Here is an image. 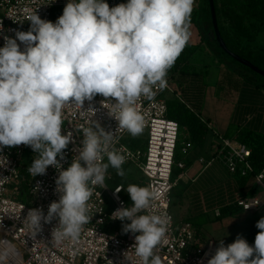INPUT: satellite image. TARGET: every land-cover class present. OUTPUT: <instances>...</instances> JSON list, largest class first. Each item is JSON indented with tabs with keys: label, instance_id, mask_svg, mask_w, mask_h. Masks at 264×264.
I'll return each instance as SVG.
<instances>
[{
	"label": "clouds",
	"instance_id": "1",
	"mask_svg": "<svg viewBox=\"0 0 264 264\" xmlns=\"http://www.w3.org/2000/svg\"><path fill=\"white\" fill-rule=\"evenodd\" d=\"M194 4L195 0H127L110 7L106 0H68L55 22L35 12L28 17V31L16 30L14 38L3 36L0 152L28 146L35 153L27 169L33 178L46 175L49 166L58 173L59 199L49 204L46 215L42 208L27 212L35 232L55 219L52 239L77 238L89 222L94 187L107 188L109 167L121 177L126 174L125 156L114 146V132L97 120L75 129L82 140L71 164L63 167L64 150L73 139L72 131L62 133L65 107L74 104L83 109L85 101L100 95L115 102L109 115L117 127L139 136L144 116L136 102L142 97L153 100L155 90L167 86L168 71L190 39ZM261 180L264 172L257 176ZM39 187L38 182L34 188L39 191ZM122 190L132 203L114 210L111 219L123 222L124 234L134 235L131 248L136 259L125 251L121 264H161L156 253L166 238L170 217L150 210L160 192L136 184L114 191ZM256 228L251 245L241 235L227 245L220 239L207 264H264V217Z\"/></svg>",
	"mask_w": 264,
	"mask_h": 264
},
{
	"label": "built area",
	"instance_id": "2",
	"mask_svg": "<svg viewBox=\"0 0 264 264\" xmlns=\"http://www.w3.org/2000/svg\"><path fill=\"white\" fill-rule=\"evenodd\" d=\"M67 2L68 0H0V24L3 26L0 47L4 45V35L14 38L16 30L28 31V17L35 12L42 19L55 22L58 18L57 9H63ZM106 2L110 7L123 3L122 0ZM166 79L167 86L162 90L157 88L153 100L142 97L136 102V108L144 116V128L148 132L144 148H133L125 142L129 133L119 129L117 121L109 115L113 111L114 101L104 100V97L97 95L93 101H85L83 109L74 104L67 105L63 111L62 133L72 131L73 139L64 150L65 158L61 163L66 169L77 155L82 133L75 129L79 125L89 126L93 120L99 121L106 131L114 132V146L125 156L123 166H137L142 172L143 184L155 187L160 192V199L153 202L150 210L170 217L166 238L158 246L156 253L161 258V264H207V260L214 255L210 250L211 245L203 240L192 221L177 220L171 211L172 194L177 183V178L173 177L174 167L186 168L183 156L188 153L191 142H184L179 147L180 125L168 117L166 102V94L174 92V88L172 81L168 77ZM218 142L223 149L229 148L226 164L232 173L247 176L253 172V164L249 159L251 148L245 145L235 146L220 133ZM178 149L182 158L176 160ZM27 153L31 154L32 159L35 157L32 149L24 145L5 147L0 152V264H121L125 251L136 259L134 249L131 248L134 235L124 234L123 222L111 219L114 210L131 205L124 198L123 190L119 193L114 191L121 184L112 190L106 183L107 188L94 187L88 202L90 219L83 225L77 238L66 237L59 242L52 239V229L58 224L55 219L43 224L41 232H35L26 219L27 212L31 208H42L46 215L49 204L59 199V194L55 191L58 173L54 167L49 166L46 175L32 177L28 187L29 198L25 199L21 193V185L25 179L21 166ZM262 172L264 168L254 174L253 180L264 190V180L257 181V176ZM38 182L40 187L36 191L34 187ZM237 203L244 210L257 211L264 206V197L239 195ZM250 205L254 206L249 207ZM107 208H111V211Z\"/></svg>",
	"mask_w": 264,
	"mask_h": 264
},
{
	"label": "crops",
	"instance_id": "3",
	"mask_svg": "<svg viewBox=\"0 0 264 264\" xmlns=\"http://www.w3.org/2000/svg\"><path fill=\"white\" fill-rule=\"evenodd\" d=\"M203 4L204 0H195L194 8ZM189 31L184 59L178 68L168 71L174 92L167 94L176 93L202 120L207 132L196 141L187 127L180 130V147L184 142H191V147L183 156L186 168L177 176L172 214L177 220H191L215 253L220 239L227 245L241 235L251 244L259 231L256 223L264 217V206L248 211L238 205L239 195L258 196L259 188L252 178L243 182L241 175L228 169L229 148L223 149L218 142L220 133L235 146L249 147L243 142L247 133L264 135V86L250 82L221 61L195 23H190Z\"/></svg>",
	"mask_w": 264,
	"mask_h": 264
},
{
	"label": "trees",
	"instance_id": "4",
	"mask_svg": "<svg viewBox=\"0 0 264 264\" xmlns=\"http://www.w3.org/2000/svg\"><path fill=\"white\" fill-rule=\"evenodd\" d=\"M252 3H254V1ZM215 5L217 9V14H218V1L217 0H215ZM57 10H58L57 13L59 17L60 15H62L63 9H57ZM260 11L261 10H259V8H257L256 6H252V8L249 10V12L252 14H258L260 13ZM218 22H219L220 30L222 32V36L224 40L226 41L227 45L229 46V48L233 50L234 52L240 54L241 56L249 59L250 61L255 63L257 66H259L260 68L264 69V65L262 66L255 58H253L251 55L247 53H244L241 50H238L231 44L229 37L224 30V27L221 25L219 21V17H218ZM190 23H195L198 26L202 36L206 37L207 42L210 46V49L228 67L239 72L243 77H245L250 82H253L258 86H264V76L256 73L251 68L236 61L234 58L227 55L220 48L216 40V37L214 35V27H213V21L211 17L209 0H204V4L200 6L199 9L194 8L191 14ZM183 53L184 52H182V54L176 60L173 67L178 68V65L184 59L182 58ZM173 67L170 70L174 71L175 69H173ZM183 68H181V71H185V70L187 71V68L185 69ZM166 99H167L166 102L168 106V117L179 123L180 130L182 127H187L196 141H198L199 137H202L205 135V133L207 132V127L204 125L202 120L187 106V104L180 97L176 95V93L174 95L169 96ZM147 138H148V132L145 128H143V131L139 136L133 137L129 133L125 139V142L133 148H144L147 143ZM243 142H245L252 150L251 156L249 159L252 162L253 168H254L253 172H251L247 176H241V181L246 182L247 180L251 178L253 179L254 174L260 172L264 168V135L247 133L244 137ZM179 147H180V144H179ZM179 159H180V150L178 149V152L176 154V160H179ZM32 160L33 159L31 157V154L29 153L25 154L24 159L22 161V166H21V173L25 177L21 185V193L23 197L27 200L29 198V191H28L29 181L32 178V176L28 173L27 169L28 167H30ZM182 172H183V169H180L177 166L174 167L173 177L177 178V176L180 175ZM141 185L144 186V184H141ZM124 198L127 200L129 204L132 203L127 193L124 194ZM226 209L227 208H225L223 212L226 211Z\"/></svg>",
	"mask_w": 264,
	"mask_h": 264
},
{
	"label": "rangeland",
	"instance_id": "5",
	"mask_svg": "<svg viewBox=\"0 0 264 264\" xmlns=\"http://www.w3.org/2000/svg\"><path fill=\"white\" fill-rule=\"evenodd\" d=\"M218 17L224 27L231 44L255 58L264 65V0H217ZM254 1V3H252ZM252 6L259 8L260 13L252 14ZM170 94V93H169ZM167 94V96H170ZM125 176L117 175L116 170L109 167L105 183L109 189L121 184L125 189L129 184L143 186L144 178L140 169L135 165L123 166ZM145 186V185H144ZM258 187V186H257ZM259 188V187H258ZM174 191V190H173ZM108 193V191H107ZM127 193L123 192V195ZM259 197H264V190L259 188ZM109 197V196H108ZM112 206V205H110ZM172 206V205H171ZM172 206V212H174ZM110 212L111 208H107ZM255 240V239H254ZM251 242V241H249ZM254 244V241L251 243ZM250 244V245H251ZM226 245V244H225Z\"/></svg>",
	"mask_w": 264,
	"mask_h": 264
},
{
	"label": "water",
	"instance_id": "6",
	"mask_svg": "<svg viewBox=\"0 0 264 264\" xmlns=\"http://www.w3.org/2000/svg\"><path fill=\"white\" fill-rule=\"evenodd\" d=\"M209 6L211 10V17L213 21V27H214V35L216 37V40L220 46V48L229 56L234 58L236 61L240 62L241 64L251 68L254 70L256 73L264 76V69L260 68L257 66L255 63L250 61L249 59L241 56L240 54L234 52L229 48L227 45L226 41L224 40L222 36V32L220 30L219 22H218V14H217V9L215 5V0H209Z\"/></svg>",
	"mask_w": 264,
	"mask_h": 264
}]
</instances>
